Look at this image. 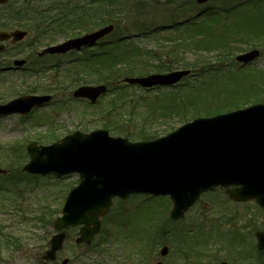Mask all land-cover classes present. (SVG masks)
Returning a JSON list of instances; mask_svg holds the SVG:
<instances>
[{
  "label": "rangeland",
  "instance_id": "obj_1",
  "mask_svg": "<svg viewBox=\"0 0 264 264\" xmlns=\"http://www.w3.org/2000/svg\"><path fill=\"white\" fill-rule=\"evenodd\" d=\"M238 1L241 0H214L209 7L225 9ZM126 7L122 13L116 14L117 26L113 36L122 34L124 30L130 33L158 31L135 39L140 50L139 53L132 50L129 69H124L122 64L121 72L110 75L107 66H102L103 72L100 73L94 72L96 66L88 68V62L87 68L85 64L84 70L80 68V60L100 53L95 50L39 56L35 51H41L49 43L62 41L67 36H42L36 43V32L29 29L28 37L18 47L17 58L27 59L30 56V67L27 71L0 73V102L27 94H50L53 97L50 104L36 108L28 115L13 114L0 118V167L8 170L6 175L0 174V264H42V255L56 233L54 221L61 214L67 193L79 183L78 174L56 178L26 173L23 167L29 161L27 146L30 142L49 144L77 130L88 133L95 129H107L114 136L121 135L130 140L156 138L201 115L208 106L230 110L228 106L236 103L229 104L226 100L228 93L234 94L231 91H235L236 86L238 91L246 88L248 93L247 99L240 102L242 107L253 104L256 99L264 102V97L256 95L259 92L257 88L264 90V37L237 44L232 50H223L217 58L215 50H192L193 41L187 49L180 48L183 43L174 39L178 31L170 29V24L197 13L201 8L173 4H130ZM258 8L260 13L256 14ZM250 9H253L251 18L241 16L248 24L245 23V26L249 27L253 19V24L264 29V0L244 1L234 12L244 14ZM231 15L232 12L225 18ZM220 16L223 17L222 14ZM100 18L99 14L98 23ZM170 37L173 39H166ZM28 45L31 46L27 48ZM252 48L261 51L260 57L249 65L253 68L251 74L258 76L252 81L245 77L246 81L239 80L235 84L230 80L233 77L224 74L236 72L235 64L241 66L236 62V56ZM197 56L208 57L216 73L212 70L210 75L198 77L201 71L193 68L197 77L183 79L171 91L136 86L122 88L124 83L121 81L126 76L191 68ZM8 58V55L0 56V67ZM211 75L221 76L210 79ZM85 84H107L110 88L116 86L123 90H115L117 94L108 92L96 105L90 106L88 101L73 97L74 90ZM190 87L198 91L194 93ZM122 92L124 96L121 97ZM251 93L255 95L251 96ZM174 97L179 100L185 97L187 107L184 111L171 113L164 109L167 113H154L152 116L151 110L156 111V103L164 106ZM10 177L21 178V182L10 180ZM212 196L223 198L221 201L227 198L220 189ZM206 199L209 200V197ZM225 206L230 210L227 215L232 214L233 205L229 203ZM221 208H211L205 214L210 219L206 220L197 216L200 208L194 206L183 220L177 222L170 218V200L168 203L163 196L134 195L128 201L115 203L112 211L102 218L101 231L91 244H77L75 239L79 229L71 228L57 260L47 264H58L63 258H69L70 264H155L159 260L164 264H219L222 261L250 264V259L238 255L240 244L235 225L232 222L213 223L225 216L220 213ZM118 210L121 211L117 215ZM111 228L113 235L109 237ZM163 246L169 247L164 257L160 254ZM256 264H264V253L258 254Z\"/></svg>",
  "mask_w": 264,
  "mask_h": 264
},
{
  "label": "water",
  "instance_id": "obj_2",
  "mask_svg": "<svg viewBox=\"0 0 264 264\" xmlns=\"http://www.w3.org/2000/svg\"><path fill=\"white\" fill-rule=\"evenodd\" d=\"M112 29V25L106 26L91 35L49 47L41 55L79 49L82 44L93 45ZM14 35L20 40L25 32ZM258 55L259 51L255 50L237 59L249 62ZM188 73L181 70L125 81L145 87L173 85ZM105 91V86H83L75 96L95 102ZM50 100L51 96L21 97L0 104V115L26 114L35 105ZM28 152L31 160L25 170L29 173L80 176V183L68 193L62 215L55 221L56 229L61 232L52 237L50 249L43 255L45 262L56 259L71 226L82 225L77 243L91 242L100 231L99 216L108 211L114 197L125 199L136 193L169 195L174 203L171 217L175 220L182 218L203 192L218 186L227 188L233 198L256 197L264 207V103L196 118L153 140L132 142L113 137L103 129L90 133L76 131L51 145L33 142ZM6 172L0 168V173ZM258 241V247L264 249V233H259ZM168 251L164 246L161 254L165 256ZM68 262L64 259L61 264Z\"/></svg>",
  "mask_w": 264,
  "mask_h": 264
},
{
  "label": "flooded vegetation",
  "instance_id": "obj_3",
  "mask_svg": "<svg viewBox=\"0 0 264 264\" xmlns=\"http://www.w3.org/2000/svg\"><path fill=\"white\" fill-rule=\"evenodd\" d=\"M181 5L190 6L198 4L197 0H0V45L5 49L1 55H8L9 58L3 61L4 65L0 67V72L15 73L18 71H27L31 57L26 59L24 67L15 66L18 47L28 37L29 29L36 32V43L42 36L51 34L67 36L62 41L49 43L48 46L59 44L65 40L91 35L93 32L102 27L114 23L113 10L115 5ZM208 4V3H207ZM101 15L100 23L98 16ZM194 15L188 16L184 21L190 22L188 25H205L208 13L199 12L196 17H200V22L193 20ZM112 20V21H111ZM110 21V22H108ZM178 22L171 24L177 28ZM184 22H182L183 24ZM183 29V26H181ZM25 32L26 38L20 42L14 35L16 32ZM154 31L142 30L138 33H130L123 31L118 36H113V32L101 37L93 47L84 45L79 50H71V52L81 51H111L114 48H136L135 39L144 38L152 35ZM120 42V43H117ZM31 45H28L29 48ZM48 46L42 48V50ZM40 51H35L39 53ZM67 53V54H69ZM48 56H60L59 54H47ZM216 191L204 193L195 207H199L197 216L201 219L209 220L208 214L211 208H221V214L225 215L220 221L213 223H230L232 222L236 228V235L239 239L238 255L244 259H250V264H256L258 254H263L264 250L258 249V233L264 232V209L258 204L257 199L251 198L247 200L233 199H217L212 196ZM226 192V191H224ZM209 197V200L206 198ZM204 199V201H202ZM218 204L215 205L214 203ZM226 203L233 205V213L227 215L229 209H226ZM201 204V205H200ZM220 204V205H219ZM194 208V207H193ZM225 209V210H224ZM191 210V209H190ZM230 211V210H229ZM190 212V211H188ZM188 212L185 216H187ZM118 213V211L116 212ZM185 218V217H184ZM183 220V219H182ZM181 221V220H180ZM214 221V220H210ZM178 222V221H177ZM221 224V223H220Z\"/></svg>",
  "mask_w": 264,
  "mask_h": 264
},
{
  "label": "trees",
  "instance_id": "obj_4",
  "mask_svg": "<svg viewBox=\"0 0 264 264\" xmlns=\"http://www.w3.org/2000/svg\"><path fill=\"white\" fill-rule=\"evenodd\" d=\"M217 37L221 38L219 36H217ZM223 37L224 36H222V39H223ZM212 38H214V37L210 38L209 45L213 44ZM200 45H202V44H200ZM103 56H105V55H103ZM126 58H127V53H125L124 56H123L122 53H120V54H115V56H107V58H104L103 60H101V63H102L103 66H107V68L109 67L110 71H112V73H119L123 69L122 67L119 66V64H122L125 61ZM198 63H200V61ZM202 64L204 66H207L208 62L206 60H204ZM110 66H112V67H110ZM124 69H126V68H124ZM96 70H99V68L96 69ZM211 70H213V69H208V70L206 69L205 71H211ZM227 75H229L230 77H233L232 79H230V78H228V79H230L231 81H233L236 84L237 81H238L237 80L238 77H248V76H251V73L249 71H242L239 74L238 73H229ZM245 89L240 88V90L238 91L237 86H236L235 91H231V92H234V94L228 93V98L226 100L227 101L226 103H229V104L230 103H236L235 105L234 104L229 105L228 106L229 109H233V108H237V107H241L242 106V104H240V102L243 101V100H246L247 97H248V93H246ZM256 90L259 91V92L256 93L258 98L264 97V93H263L264 90L263 89H261L259 87ZM197 91L198 90H195V92H197ZM120 95L122 97V96H124V93H122ZM251 95H252V93H251ZM253 95H255V94H253ZM171 99L172 100L169 103L165 104L164 106L161 103H159V104L156 103V105H155L156 107L154 109H156V111H160L161 113H164V109L165 110H170V111H173V109H177L176 107H178V105H177V102H176V97L171 98ZM256 101H259V99L253 100V102H256ZM225 110H227L225 107L224 108L223 107H219V109H216V108L213 109L212 106H208L206 108V111L203 112L201 115H211V114H215V113H218V112H221V111H225ZM26 176H28V175H26ZM29 177H31V176H29ZM9 179L10 180H14L15 179L18 182H21L20 181L21 178L10 177ZM18 182H16V183H18ZM16 183H14V184L16 185Z\"/></svg>",
  "mask_w": 264,
  "mask_h": 264
}]
</instances>
